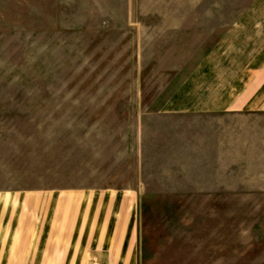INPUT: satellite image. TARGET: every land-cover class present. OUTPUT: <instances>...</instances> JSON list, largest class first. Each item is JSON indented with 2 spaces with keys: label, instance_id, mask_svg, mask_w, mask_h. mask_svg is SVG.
Returning a JSON list of instances; mask_svg holds the SVG:
<instances>
[{
  "label": "crops",
  "instance_id": "0c3cea01",
  "mask_svg": "<svg viewBox=\"0 0 264 264\" xmlns=\"http://www.w3.org/2000/svg\"><path fill=\"white\" fill-rule=\"evenodd\" d=\"M95 1L79 33L172 52L177 82L140 120L141 182L0 186V264H138L147 178L181 201L264 202V0ZM70 25V0H0V44L67 43ZM151 145L165 163L146 176Z\"/></svg>",
  "mask_w": 264,
  "mask_h": 264
},
{
  "label": "rangeland",
  "instance_id": "374dc122",
  "mask_svg": "<svg viewBox=\"0 0 264 264\" xmlns=\"http://www.w3.org/2000/svg\"><path fill=\"white\" fill-rule=\"evenodd\" d=\"M95 2L70 0L67 43L0 44V186L141 182V116L171 93L173 59L166 44L79 33ZM154 146L146 176L165 163ZM146 184L134 204L138 264H264V202L181 201L158 193L166 180Z\"/></svg>",
  "mask_w": 264,
  "mask_h": 264
}]
</instances>
